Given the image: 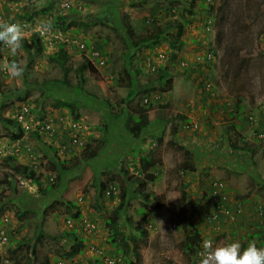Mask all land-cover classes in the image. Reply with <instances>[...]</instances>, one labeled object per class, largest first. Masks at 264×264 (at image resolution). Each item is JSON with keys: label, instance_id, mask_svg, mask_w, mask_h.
I'll list each match as a JSON object with an SVG mask.
<instances>
[{"label": "rangeland", "instance_id": "374dc122", "mask_svg": "<svg viewBox=\"0 0 264 264\" xmlns=\"http://www.w3.org/2000/svg\"><path fill=\"white\" fill-rule=\"evenodd\" d=\"M215 4L212 12L201 9L191 12L180 0H74L71 8H76L79 17L95 20L100 16L104 20L102 25L89 26L90 33L76 27L72 29L82 38L99 39L98 44L104 43L107 64L94 63L95 70H92L88 67L86 53L73 54L62 65L50 57L57 50L55 45L42 39L45 44L42 48L33 38L43 21H53L52 14L73 12L71 9L62 10L60 0H19L18 3L15 0H0V20L12 16L24 24L28 47L26 50L22 44L17 55L11 56L7 47L0 45V65L16 59L25 67L24 74L18 78H10L6 71L0 70V132L4 133L0 138V203L9 206L0 216V235L2 229L7 235L5 242L0 239V264H28L29 259L34 257L38 261L48 258L50 264H58L62 259L68 264L70 259L65 257L68 243L61 240V234L66 229L64 218L68 215L64 202L66 197L78 201L83 218L93 219L98 226L91 233L92 237L86 239L82 253L75 258L79 264H105L96 261L89 248L92 242L109 254L123 253L113 243L114 239L109 238L105 227L111 209L120 203L119 196L100 194L103 209L101 213L98 212L94 202L99 194L94 182L102 171L110 174V165L116 170L123 154H129V166L136 173L142 163L139 155L129 151L134 146L144 153L153 150L154 155L161 158L162 165L152 167L148 176V187L154 195L143 200L144 210L152 219L148 224L147 237L136 235L133 241L138 247V254L130 258L124 255L120 264H198L200 255L194 254L187 246L179 217L185 208L180 202L184 189L188 199L200 208L201 196L210 179L219 177L229 181L235 196L244 204L264 203V143L254 136L256 128L264 129V0H215ZM223 5L224 14L227 15L228 10L234 8L238 13H232L221 25V21L225 20L219 23L218 13L221 14ZM45 6H50L51 11L41 12ZM28 8L38 12L30 21H23L20 15L24 13L29 16L25 12ZM124 13L128 14L129 22L138 33L146 31L153 24L186 18L188 22L181 35V46H171L168 37L162 38L152 48H136L127 44L122 26ZM207 16L214 17V25L209 30L204 26ZM151 17L155 18L154 21H149ZM232 24L236 29L242 27L233 40L234 45L240 47L241 56L245 57L242 70L237 69L235 60L224 49L225 43L229 42L223 37V32L229 35V25ZM212 45L219 50L216 64L209 75L215 85L209 92H200L204 74L180 67L179 61L182 58L191 60L198 52ZM158 54L166 56L167 61L164 59L162 67H167L174 75L166 85H159L155 79L157 72L150 71L146 64L147 56ZM80 75L85 78V92H77L74 88L80 84ZM131 90L140 91L128 96ZM23 96L25 99H20ZM238 97L242 106L240 118L236 117ZM36 99L49 110L58 107L54 110L66 115V121L71 119L69 107L56 104L61 101L74 103L78 120L83 123L84 136L88 139L105 138L101 155L89 161L82 159L81 154L74 159L66 158L69 171L60 175L51 164L52 156L43 158L37 153L41 146L39 141L32 139L25 131L22 138H11L14 126L2 116L13 118L24 102L34 108ZM165 102L168 109L164 120L142 126L138 135H133L125 127L128 109L132 111L136 105L147 108L151 103L157 105ZM118 110L123 113L115 117L114 113ZM249 112L258 116V122L254 123L256 125L249 124ZM212 120L216 121L217 127H211ZM238 121L242 129L235 132L232 122ZM207 122L209 126L205 125ZM59 129L61 133L58 138H62L70 130L68 122ZM228 137L237 145L247 140L254 152L239 146L230 147ZM17 147L20 148L16 153L18 160L32 166L36 164V172L44 184L52 181L51 175L54 176L53 180L60 178L58 189L43 194L32 179L15 172V188L8 196L5 194V174H13V168L6 163V152ZM185 150L189 152L187 155ZM28 152L32 153L28 156ZM151 174H156L157 178L154 179ZM22 179L25 183H21ZM80 195L83 196L82 201L77 199ZM140 202L141 196L131 193L122 218L131 214L141 223L145 216L138 211L142 208ZM23 210L27 212L20 217L19 213ZM201 210L192 216L191 222L203 238L214 240V245L238 239L245 247L250 242V238L244 240L246 234L233 235L234 224L227 225L224 232L218 233L204 221ZM76 221L77 226L80 221ZM256 226L258 224H250L249 231L259 230ZM40 229L44 235H39ZM261 232H256L252 240L262 242L264 234Z\"/></svg>", "mask_w": 264, "mask_h": 264}, {"label": "trees", "instance_id": "16d2710c", "mask_svg": "<svg viewBox=\"0 0 264 264\" xmlns=\"http://www.w3.org/2000/svg\"><path fill=\"white\" fill-rule=\"evenodd\" d=\"M19 0H15V2H18ZM59 1V0H56ZM185 3V5L188 7V10L193 12V9H201L205 10L206 12H212L216 4H207L204 0H180ZM219 6V5H218ZM220 7V6H219ZM191 8V9H189ZM225 5L222 7V12L218 13L219 16V23L220 20H225L224 22L221 21V25L226 23V20L228 17L233 13H238V11L234 8L232 10H228L227 15L224 14L225 10ZM51 7H44L40 11L44 13H48L51 11ZM71 9L70 13H65V12H56L53 15V21H52V27L53 29H56L57 31L65 32V33H76L77 31L73 28H80L84 32L88 31L90 29L89 26H97L98 24L102 25L104 23L103 18H97L95 20H92L91 18H86L83 19L78 16V12L76 8H69ZM229 9V5H228ZM29 16L26 14H21L20 18L21 20L25 21H30L33 15L38 12V10L33 11V10H25ZM196 12V11H195ZM200 12V11H198ZM89 16V15H88ZM90 17V16H89ZM225 17V18H224ZM224 18V19H223ZM128 14L124 13L123 14V29L125 30V35L124 36L127 41L126 43L133 47H150L152 48L153 45L161 41L162 38L168 37L170 41L171 46H181V35L184 31V28L187 24V19L181 17L180 20L178 21H173V20H168L165 24H153L151 27L147 28L146 31L142 33H138L135 26L128 21ZM154 17L149 18V21H154ZM23 20V21H24ZM222 29V28H221ZM229 29H231L229 35H225L223 32V37L227 38V41L229 43H225L224 49L227 54L233 58L237 64V69L242 70L244 66V60L245 57L241 56L239 53L240 47L235 46L233 43V40H235L238 36V31L242 29H236L235 26L229 25ZM224 31V28H223ZM87 33H90L88 31ZM222 33V32H221ZM228 34V33H227ZM236 36V37H235ZM35 39V42L37 45L43 46L45 45L42 41V38L37 34L33 36ZM124 38V39H125ZM87 44H95L97 47L103 50L104 52V43H99V39H94V40H89L90 38H84ZM27 39H24L22 44L24 45V48L28 50V47L26 45ZM98 44V45H97ZM105 53V52H104ZM176 55L175 53H173ZM73 54H71L68 50V48L62 43L58 42L57 43V50L50 54V57L53 60L59 61L62 65L65 64L66 60L70 58ZM166 60V59H165ZM167 61V60H166ZM165 64V61H160L159 62V69L156 71V78L158 80L159 85H166L168 81H171L174 77L173 73L167 68V67H162ZM88 67H90L92 70H95L94 65L91 62H88ZM81 69V68H79ZM82 75V73H81ZM80 75V84L75 85L74 88L77 92H85L84 88V81L85 78L84 76ZM65 83V79H63ZM215 85V82H214ZM132 92H129V95L136 94L140 90H131ZM22 100L25 99L23 96L20 98ZM35 106L33 109V115L35 119L38 120H44L46 117V112L49 111V108H47L39 99L35 100ZM60 103L65 107H69V112L70 114V121L71 120H78L79 115L78 111L76 110V105L74 103L69 102V101H61L57 106H60ZM238 105V110L236 113V117L240 118L241 117V99L238 97L237 101ZM55 110H57L58 107H51ZM167 109H168V104L167 102L165 103H158L157 105L155 104H149L147 108L142 107V106H134L132 107V111L129 109L126 111V116L124 121L125 122V127L133 133V135H138L139 130L141 129L142 126H146L149 123L156 121V120H164L167 115ZM123 112L118 110L117 112L114 113L115 117H119ZM5 121L8 122V124H12L14 126L12 133H10V137L13 139L17 138H22L24 135V131L29 134V136L37 140L41 143V146L38 147L37 153L42 156L43 158L50 157L52 156V161L51 164L54 167V170L57 171L60 175H64V171L67 172L69 171V167L67 166L68 160L71 158H75L76 155L81 154V158L84 160H93L99 157L102 152V146L105 144V138H101L100 140L98 138H91L88 139L87 136H84L85 139V146L83 148L78 147V146H73L70 143V134L66 133L62 138H58L60 132V129L57 130L52 136L47 135V134H42L40 127H37L36 129H31L26 131L23 124L19 122L15 117H5L2 116ZM130 121H133L131 123ZM68 122V128L71 130L69 126V121ZM228 130L225 131L227 133ZM4 136V133L0 132V138ZM230 142V147L238 148L241 147L243 149H248L252 153L254 152V149L252 146L249 145L248 141H244V144L237 145L233 140H231V137H228ZM45 140V142H44ZM56 141L58 143H56ZM45 143V146H44ZM96 143V144H94ZM65 145L66 149L63 151L62 146ZM135 155H139L138 157L140 158L141 161V167L137 168V172L134 173L133 169L129 166L130 163V156L129 154H123L120 159H119V167L115 170V167L110 165V174H107L106 171H102L101 175L99 178H96L94 182V187L97 189L98 192V197L96 198V202H94V207L95 209L98 210V212L102 211L103 206L100 204L101 201V195H106V196H111L117 194L119 196V202L116 206H114L107 219L105 220V227L108 231V234L110 235V239H114L113 243L116 244L119 249L124 253H120L118 255H124L127 258L134 257L138 254V247L134 243V237L142 235L143 237H147L148 234V224L152 221L150 214L148 212H145L144 210V199H147V197L150 195H154L151 190H149L148 185L150 184L149 181V172L152 167H157L159 165H162V160L159 156L154 155L153 150H149L144 152H140L139 148L134 146L129 148ZM51 151V153H50ZM36 153V151H34ZM36 153L37 156H39ZM189 152L185 150V155H187ZM69 157V158H68ZM78 157V156H76ZM8 165H10L13 168V174L6 173V180H5V194L8 196L11 194L15 188L14 186V179L13 176L15 172H17L20 176H23L24 178H29L32 179L34 183L38 186L39 190L41 193L46 194L48 191L52 189H58V187L61 184L60 178L50 181L47 184H44L40 180V175L36 172V164H33V166L29 163H23L18 160V156L16 155H7L6 157ZM189 162H192V160H188ZM38 163V162H37ZM113 167V168H112ZM154 179L157 178L156 174H151ZM62 179V177H61ZM107 190H110L111 193H107ZM131 193H134L135 196H141L142 202V208H140L138 211L139 213H142L145 218L143 220H135L131 214H127L122 218V215L125 214V207L130 200ZM206 197V192L205 195L201 197V204L200 208L197 206L196 203L191 202V200L188 199L187 194L185 189L182 192L181 196V203L185 206L184 210L179 214V217L181 218L182 222V228L184 232V238L186 241V244L189 248L192 249L194 254H197V249L198 247L202 244V240L205 239L202 237L201 232L196 228V226L193 225L191 222L192 216L194 214L199 212V209L202 208L203 201ZM81 198V199H80ZM79 201L83 200V196H79L77 198ZM64 201V200H63ZM65 207H66V212L67 216L64 218L65 222V227L66 229L64 232L61 234V240L65 241L68 243L69 249L65 252V257L69 258L70 260L76 261L79 263L77 259H75L79 254L82 253L84 248L86 247L87 243V238L92 237L91 233L96 230L98 227L96 222L88 217H84L81 214L80 210V205L78 204V201L74 202L71 201L69 198H65ZM4 203H0V216L1 214L6 211L9 206L3 205ZM190 208V209H189ZM23 209V208H22ZM27 210H23V212L19 213V216L22 217L23 214H26ZM203 213L201 210L200 213ZM243 219L241 217L237 222H234L232 224L240 223V221ZM68 220H75V223L78 222L76 220L80 221L79 225H74V226H68L67 222ZM138 221V222H137ZM1 222V221H0ZM87 223H90L93 226H86ZM151 224V223H150ZM231 225V224H230ZM226 225L220 229H215L218 230V233H222L225 231ZM88 228L91 230L89 231ZM238 229L235 228L233 235H238ZM259 229V228H258ZM263 231V229H261ZM261 230H256L253 231L251 234H255L256 232H261ZM39 235H44L43 231L40 229ZM214 241V240H213ZM254 241L257 243V245L261 244L264 246V238L261 241L259 240H250ZM95 243V242H92ZM249 242L246 243L245 247L247 246ZM91 244V243H90ZM97 244V243H96ZM113 255V254H112ZM115 255V254H114ZM33 257V256H32ZM30 262L28 264H50V260L48 258H45L41 261H38L35 259H29ZM96 261L99 262L101 258H96ZM96 264V263H95ZM98 264V263H97Z\"/></svg>", "mask_w": 264, "mask_h": 264}, {"label": "built area", "instance_id": "2783aa9c", "mask_svg": "<svg viewBox=\"0 0 264 264\" xmlns=\"http://www.w3.org/2000/svg\"><path fill=\"white\" fill-rule=\"evenodd\" d=\"M207 4H215V0H204ZM74 5V0H60V6L62 10L71 8ZM214 25V17L207 16L204 18V26L206 30H209ZM43 40H47L49 44L55 45L57 47L58 42H62L69 50L71 54L86 53V56L89 58V62L93 65H105L107 64V56L102 49L97 47L95 44H87L84 38L79 36L77 33H65L57 31L51 27L50 29H45L44 25L39 27L37 33ZM219 50L214 46H210L203 52H198L191 60L188 58H182L179 61V66L182 68H190V70H196L204 74L202 76V81L200 83L201 88L200 92H209L214 88V82L209 77L212 71L214 64H216L217 56ZM164 54L149 55L146 58V64L150 71L156 72L159 69V62L164 61ZM95 63V64H94ZM158 97V96H156ZM46 112V117L44 120H38L34 118L33 115V106L28 102H24L18 111L15 113V118L21 122L26 131L31 129H36L40 127L42 134L53 135L59 126L65 124L67 116L56 112L54 109ZM257 115L253 112L247 114V120L253 125L255 122H258ZM211 123L214 125L216 121L212 120ZM71 125V126H70ZM197 127V123L195 124ZM69 126L71 130L70 133V143L73 146H78L83 148L85 146V137L83 134V123L80 120H71L69 121ZM254 136L262 143H264V129L256 128L254 131ZM87 141V140H86ZM18 144V141L17 143ZM20 148H15L13 151L6 152V155H16ZM66 146H62L64 151ZM32 152H28V156ZM54 176L51 175L50 179H53ZM21 183H25L22 179ZM206 197L202 204L203 218L204 221L211 226L213 229H220L225 225H230L234 222H237L245 213L246 206L244 202L238 199L231 190L229 181L224 178L213 177L210 179L207 188L205 190ZM107 193H111L110 190H107ZM81 199V198H80ZM257 210L260 215L264 213V207L260 203L257 206ZM68 226H74L75 220H68ZM90 223H87L86 226H90ZM93 226V225H91ZM90 231L91 229L88 228ZM0 239L2 242H5L7 235L2 229ZM214 243V241H213ZM262 246V245H260ZM90 250L93 255L101 260L105 264H120L123 261L122 255H112L107 252H104V248L98 246L96 243H91L89 245ZM203 251L202 244L197 249V254L201 255ZM200 257V256H199ZM58 264H63V260L58 261ZM68 264H79L76 261L69 260Z\"/></svg>", "mask_w": 264, "mask_h": 264}, {"label": "clouds", "instance_id": "9594fccd", "mask_svg": "<svg viewBox=\"0 0 264 264\" xmlns=\"http://www.w3.org/2000/svg\"><path fill=\"white\" fill-rule=\"evenodd\" d=\"M42 23L45 29L52 27L51 21H43ZM24 39V24L12 16L0 20V45L7 47L11 56L17 55ZM0 70L6 71L10 78H18L24 74L25 67L18 60L13 59L10 62L0 65ZM204 195L205 192L202 196ZM260 203H257L256 208ZM259 217L260 219L263 218L264 213L263 215L259 214ZM260 245H257L254 241H250L244 247L238 239H232L214 245L212 239L205 238L202 240L203 251L198 264H264V246ZM65 263H67L66 260H63V264Z\"/></svg>", "mask_w": 264, "mask_h": 264}, {"label": "crops", "instance_id": "0c3cea01", "mask_svg": "<svg viewBox=\"0 0 264 264\" xmlns=\"http://www.w3.org/2000/svg\"><path fill=\"white\" fill-rule=\"evenodd\" d=\"M232 123H233V125H234V127L236 129L235 132L241 131L242 128H241V122L240 121L232 122ZM210 124H211V127H217L216 124L215 125L213 123H210ZM249 124L251 125V123H249ZM205 125L209 126V123L207 122ZM208 133H210V132H208ZM212 133H213L212 135H214V132H212ZM209 139L212 140V138H209ZM249 145L252 146L250 143H249ZM246 150L249 151L248 149H246ZM211 165L215 166L214 164H211ZM249 200H254V199H249ZM261 204L264 207V203L261 202ZM245 206H246V209H245L244 215L242 216L243 219L240 221V223H236V225L235 224L234 225H235L236 229L239 228L238 229V234L239 233L246 234V237H243V238H244V240H247L248 238L252 239L254 237V235L251 234L253 231L252 230L249 231V229H248L249 225L252 224V223L258 224V226H256V227L259 228L260 230L263 229L261 234H264V217L260 219L259 214H258V210L256 208V205L253 202H252L251 205L250 204H245ZM252 228H253V226H251V229ZM248 231H249V233H248ZM245 232H247V233H245Z\"/></svg>", "mask_w": 264, "mask_h": 264}]
</instances>
